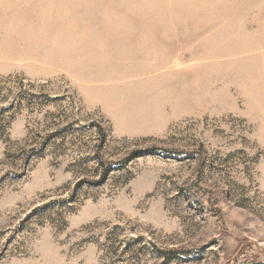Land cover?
Returning a JSON list of instances; mask_svg holds the SVG:
<instances>
[{"label":"rangeland","instance_id":"374dc122","mask_svg":"<svg viewBox=\"0 0 264 264\" xmlns=\"http://www.w3.org/2000/svg\"><path fill=\"white\" fill-rule=\"evenodd\" d=\"M0 264H264V0H0Z\"/></svg>","mask_w":264,"mask_h":264}]
</instances>
